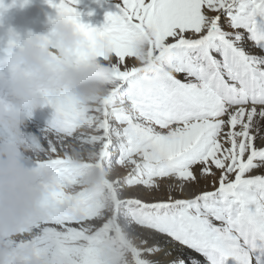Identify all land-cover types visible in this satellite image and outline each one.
I'll return each instance as SVG.
<instances>
[{"label": "snow or ice", "instance_id": "obj_1", "mask_svg": "<svg viewBox=\"0 0 264 264\" xmlns=\"http://www.w3.org/2000/svg\"><path fill=\"white\" fill-rule=\"evenodd\" d=\"M48 2L105 36L112 83L87 107L46 98L30 145L48 191L17 243L41 264H264V0H120L100 27L78 0ZM147 30V60L172 71L157 89L133 47Z\"/></svg>", "mask_w": 264, "mask_h": 264}, {"label": "clouds", "instance_id": "obj_2", "mask_svg": "<svg viewBox=\"0 0 264 264\" xmlns=\"http://www.w3.org/2000/svg\"><path fill=\"white\" fill-rule=\"evenodd\" d=\"M78 2L72 5L77 11ZM45 3L55 10V15L48 17L50 27L46 34L29 31L22 36L9 28L0 36L3 41L0 65L10 74L4 95L0 97V264H41L30 243H17L21 233L38 218L48 191L46 178L24 163V153L31 150V134L23 129L33 111L51 106L46 103L47 97L64 95L74 97L87 107L111 89L112 74L107 62L111 53L105 36L100 33L86 36L77 26L76 18L59 14L48 0ZM15 4L16 0L12 3L3 0L0 15ZM79 21L82 22L81 17ZM13 35L17 42L9 47ZM153 39L154 33L147 30L133 44L140 82L147 89L160 88L165 78L172 75L167 54L160 65L147 60ZM77 53L84 55L77 56ZM53 56L59 61L58 71L52 69ZM105 176L93 170L86 177V184L96 188ZM59 211L72 216L76 214V206L67 202Z\"/></svg>", "mask_w": 264, "mask_h": 264}, {"label": "bare ground", "instance_id": "obj_3", "mask_svg": "<svg viewBox=\"0 0 264 264\" xmlns=\"http://www.w3.org/2000/svg\"><path fill=\"white\" fill-rule=\"evenodd\" d=\"M4 2L12 3V0H4ZM119 2L120 0H79L78 5L84 4L87 6L85 10L87 11L89 10L94 12L93 14L100 15V13L104 10L102 9L103 6H106V9H108L111 12H116L118 10L117 4ZM21 5H22V0H16L15 6L8 8L6 11L3 12L2 15H0V36H3L9 28L13 29L17 25L24 26V28H26L25 35L29 31L38 34V32H40L42 29L40 23L43 22L44 18L46 17V14L50 16L55 15V10L50 8L45 3V0H29L27 4H23V6ZM102 15L103 13L101 14V16ZM30 18L33 19V21L30 20ZM103 23L104 21H102L101 25ZM6 25L8 26V29L5 28ZM94 25L96 26V23L93 24V27ZM19 34L23 36V33H19ZM0 48H2V46H0ZM2 55L3 53L0 52V56ZM129 63H131V61H129ZM9 78H10V74L8 73V70L3 65H0V97L4 95L5 84ZM49 109H51V112H49ZM37 113L39 114L38 116H36ZM53 116H54V109L51 106L46 105L43 107H39L33 111L31 117L28 119L26 123V127L23 130L27 134H31L39 137L41 135V131L45 128L34 123L35 117L36 119L43 120L48 125V123L53 119ZM24 163L26 164V166L29 167L35 166V154L31 150L24 153Z\"/></svg>", "mask_w": 264, "mask_h": 264}, {"label": "rangeland", "instance_id": "obj_4", "mask_svg": "<svg viewBox=\"0 0 264 264\" xmlns=\"http://www.w3.org/2000/svg\"><path fill=\"white\" fill-rule=\"evenodd\" d=\"M33 5V4H32ZM31 6V5H30ZM83 6V7H82ZM44 7H45V5H44ZM78 10L79 11H81V13H82V16H81V20H82V22H85V23H87V24H90V25H92L93 26V24H95L96 23V26L94 25V27H100V26H102L101 25V23H102V21H105L104 19H105V15H106V13H107V11L108 12H111V11H109L108 9H106V6H103V8L102 9H104L101 13H100V15H98V14H93L94 12H92V11H87V10H85V8H87V6L86 5H84V4H79L78 5ZM83 9H82V8ZM86 13V14H85ZM89 13H92V15H89ZM103 13V15L101 16V14ZM105 13V14H104ZM94 15V16H93ZM50 15H48V14H46V17L44 18V20H43V22H41L40 23V25L42 26V29H41V31L40 32H38V34H46L48 31H49V24H48V17H49ZM88 16V17H87ZM91 17V18H90ZM97 17H100V18H97ZM93 19V20H92ZM98 19V20H97ZM103 19V20H102ZM30 20H32L33 21V19H31L30 18ZM101 20V21H100ZM95 22V23H94ZM99 22V23H98ZM101 22V23H100ZM5 28L6 29H8V26L6 25L5 26ZM15 31H17L18 33H23V35H25V33H26V28H24V26H16L15 28H13ZM24 29V30H23ZM0 46H2L3 47V41L2 40H0ZM49 112H51V109H49ZM41 114H43V113H41ZM53 114V113H52ZM39 114L37 113L36 114V116H38ZM34 123L35 124H37V125H39V126H41V127H44V128H46L47 127V124H46V122H44L43 120H39V119H36V117H35V119H34Z\"/></svg>", "mask_w": 264, "mask_h": 264}]
</instances>
